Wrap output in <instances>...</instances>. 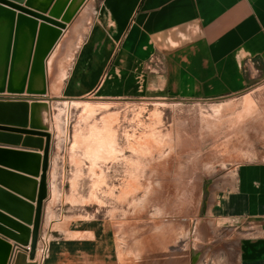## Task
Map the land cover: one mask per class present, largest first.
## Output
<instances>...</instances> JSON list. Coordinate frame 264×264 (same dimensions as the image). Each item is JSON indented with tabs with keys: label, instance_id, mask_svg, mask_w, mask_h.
Segmentation results:
<instances>
[{
	"label": "rangeland",
	"instance_id": "374dc122",
	"mask_svg": "<svg viewBox=\"0 0 264 264\" xmlns=\"http://www.w3.org/2000/svg\"><path fill=\"white\" fill-rule=\"evenodd\" d=\"M84 2L47 59L50 95L40 98L51 107V160L37 242L45 234L49 248L35 257L201 264L189 237L206 192L232 180L239 164L264 161V77L213 99L54 96L100 0Z\"/></svg>",
	"mask_w": 264,
	"mask_h": 264
},
{
	"label": "crops",
	"instance_id": "0c3cea01",
	"mask_svg": "<svg viewBox=\"0 0 264 264\" xmlns=\"http://www.w3.org/2000/svg\"><path fill=\"white\" fill-rule=\"evenodd\" d=\"M255 75L264 77V0H100L53 95L213 99ZM222 184L192 221V261L264 264V161L239 164ZM18 249L28 254L13 247L12 259Z\"/></svg>",
	"mask_w": 264,
	"mask_h": 264
},
{
	"label": "water",
	"instance_id": "95a60500",
	"mask_svg": "<svg viewBox=\"0 0 264 264\" xmlns=\"http://www.w3.org/2000/svg\"><path fill=\"white\" fill-rule=\"evenodd\" d=\"M83 2L0 0V4L42 20L34 35L35 42L34 37L32 39L31 59L25 65L27 85L12 88L5 82L0 88V93L33 96L30 99L0 98V144H3L0 145V264H8L10 241L14 246L29 245V259L34 258L43 202L47 196L51 143L50 103L46 98H40L46 96L45 60ZM19 134L25 135L21 143ZM18 145L21 147H13ZM13 264L36 262L26 261V254L17 252Z\"/></svg>",
	"mask_w": 264,
	"mask_h": 264
},
{
	"label": "bare ground",
	"instance_id": "6f19581e",
	"mask_svg": "<svg viewBox=\"0 0 264 264\" xmlns=\"http://www.w3.org/2000/svg\"><path fill=\"white\" fill-rule=\"evenodd\" d=\"M29 1H33V0H27V2ZM42 14L47 15V12L45 13L42 12ZM41 21L42 20H40L39 18L32 15L30 16L19 9H15L5 4H0V88L3 86L5 82L6 84L9 82V85L12 88H18V85H23L24 83L25 84L27 83L26 81L28 80L27 79L28 77L27 76L26 78L24 77L26 71L25 65L26 62L28 64L29 58L31 59L30 48L32 49V47L34 46V43H32V39L34 35L36 36L37 28ZM34 42H35V37H34ZM52 50L49 52L45 60L46 74H47V59L51 54ZM4 76H6V80L4 79ZM46 94H47V85H46ZM49 112H50V125H52L51 110ZM48 168H49V158H48ZM37 243L35 247L34 258L31 261H35L36 264H39V258L35 257ZM13 247L15 248L21 247L23 249L24 248L27 249V247L30 246L12 245L8 264H10L12 261L14 263L15 260V258L12 259ZM25 251L28 252L27 250ZM18 252H22V251L18 249ZM22 253L26 254V261H28L29 260L28 254L25 252Z\"/></svg>",
	"mask_w": 264,
	"mask_h": 264
},
{
	"label": "built area",
	"instance_id": "2783aa9c",
	"mask_svg": "<svg viewBox=\"0 0 264 264\" xmlns=\"http://www.w3.org/2000/svg\"><path fill=\"white\" fill-rule=\"evenodd\" d=\"M19 96H22L24 98H27V99H30L29 97L31 95L29 94H22V95H19ZM41 244V245H40ZM37 249L40 250L44 256V259L46 258V255H47V251H48V248H49V242H48V237L44 234V235H41L38 239V243H37ZM43 259V260H44Z\"/></svg>",
	"mask_w": 264,
	"mask_h": 264
}]
</instances>
